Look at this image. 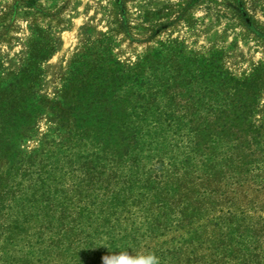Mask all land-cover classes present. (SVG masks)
I'll return each instance as SVG.
<instances>
[{"label": "rangeland", "instance_id": "rangeland-1", "mask_svg": "<svg viewBox=\"0 0 264 264\" xmlns=\"http://www.w3.org/2000/svg\"><path fill=\"white\" fill-rule=\"evenodd\" d=\"M149 97L214 118L199 146L220 138L238 153L252 125L263 147L264 0H0V264L53 259L29 229L31 247L17 234L8 247L4 226L98 222V190L81 179L112 174L126 115Z\"/></svg>", "mask_w": 264, "mask_h": 264}, {"label": "trees", "instance_id": "trees-1", "mask_svg": "<svg viewBox=\"0 0 264 264\" xmlns=\"http://www.w3.org/2000/svg\"><path fill=\"white\" fill-rule=\"evenodd\" d=\"M133 107L138 110L124 123L127 148L113 161L112 174H98V181L87 169L84 174L91 177L81 179L84 191L98 190V222L52 226L47 232L4 226L8 247L20 242L31 247L27 239L35 231L44 240H35L36 249L48 260L53 257L47 264H115L120 256L135 260L148 254L156 264H264V181L253 178L258 158L264 165L258 130L251 125L238 153L235 144L224 151L213 145L220 138L211 143L204 138L202 146L197 142L201 134L208 135L207 124L214 118L177 114L172 103L152 97ZM58 214L64 220L75 212ZM16 234L20 242L15 244L11 237ZM29 254L2 263L30 264Z\"/></svg>", "mask_w": 264, "mask_h": 264}, {"label": "clouds", "instance_id": "clouds-1", "mask_svg": "<svg viewBox=\"0 0 264 264\" xmlns=\"http://www.w3.org/2000/svg\"><path fill=\"white\" fill-rule=\"evenodd\" d=\"M115 264H156V257L152 254L138 257L135 260H130L126 256H120L115 261Z\"/></svg>", "mask_w": 264, "mask_h": 264}]
</instances>
